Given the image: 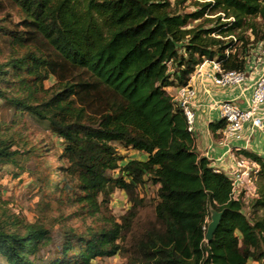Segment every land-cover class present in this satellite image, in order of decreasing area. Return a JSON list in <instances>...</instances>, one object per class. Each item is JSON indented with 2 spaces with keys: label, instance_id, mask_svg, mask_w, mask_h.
<instances>
[{
  "label": "trees",
  "instance_id": "16d2710c",
  "mask_svg": "<svg viewBox=\"0 0 264 264\" xmlns=\"http://www.w3.org/2000/svg\"><path fill=\"white\" fill-rule=\"evenodd\" d=\"M8 1L21 21L13 29L0 21V38L10 35L16 48L0 61V99L14 112L0 125L13 130L0 135V166L28 153L12 149L24 144L16 130L23 117L39 122L64 140L68 163L55 171L49 197L71 193L77 214L94 225L64 229L50 251L51 229L11 210L0 193V264H93L116 255L123 264H264V216L248 218L229 176L196 153L167 90L187 85L205 60L246 70L245 34L264 40V0H195L192 11L178 8L188 0ZM51 76L56 83L46 88ZM117 142L147 158L121 164ZM242 153L260 163L264 180V159ZM147 177L158 185L156 222L131 249L127 237L144 204L138 187ZM116 189L132 203L120 220L109 212ZM258 192L254 206L264 209V182ZM213 210L222 215L207 241Z\"/></svg>",
  "mask_w": 264,
  "mask_h": 264
},
{
  "label": "rangeland",
  "instance_id": "374dc122",
  "mask_svg": "<svg viewBox=\"0 0 264 264\" xmlns=\"http://www.w3.org/2000/svg\"><path fill=\"white\" fill-rule=\"evenodd\" d=\"M0 21L5 27L14 28L21 21L20 13L14 4L8 0H1ZM176 0H171L175 2ZM195 0H188L181 4L178 8H184L185 11L195 9ZM208 17H214L207 15ZM201 20H196L190 26L197 25ZM260 29H264V21L258 18ZM206 26L215 27V22H206ZM246 38H249L251 44L248 45L246 51L247 65H252L254 70L259 72L264 70V40L252 43L253 35L248 31ZM10 35H3L0 38V61L7 59L12 52L13 43ZM242 43L236 45V49L241 52ZM235 47L233 48L236 51ZM21 52L24 49H19ZM243 52V51H242ZM197 68V67H196ZM56 83V77L51 76L45 81V87L51 88ZM14 112L10 111L5 102L0 99V125H7ZM16 126L17 132L23 135L24 144L19 143L12 149L28 150L22 156H16L15 162H8L0 166V193L3 201L7 202V206L14 212L23 214L29 221H42L46 227L50 228L54 237L55 246L60 243V236L64 229L74 228L78 232H82L90 226H93V218L91 216L78 215L79 205L71 201L72 194L59 195L53 193L49 197V188L51 184L57 181L58 177L55 171L62 166L67 167L68 163L64 157L65 143L62 138L46 129L39 122L29 119L27 115ZM12 134L13 130H0L2 134ZM244 141V140H243ZM254 141V139H253ZM118 154L123 158L121 164L126 163L130 159L140 158L132 148L125 147L121 143H115ZM264 151V150H262ZM118 170L110 172L112 176H117ZM61 176V175H60ZM63 176V175H62ZM61 178V177H60ZM259 184L264 180L259 176ZM146 178L143 185L138 187L144 204L138 209L132 229L127 237V246L131 249L135 247L139 239L143 236L145 230L156 222L155 204L157 202V187ZM51 198V199H48ZM57 200H59L57 202ZM61 200V201H60ZM50 204H48V202ZM255 199L244 204L243 211L246 216L252 220L264 216V209L254 206ZM132 203L129 201L127 193L121 189H116L111 195L109 202V212L117 219L124 215ZM126 258L122 255L112 257H98L93 264H123Z\"/></svg>",
  "mask_w": 264,
  "mask_h": 264
},
{
  "label": "built area",
  "instance_id": "2783aa9c",
  "mask_svg": "<svg viewBox=\"0 0 264 264\" xmlns=\"http://www.w3.org/2000/svg\"><path fill=\"white\" fill-rule=\"evenodd\" d=\"M210 60H205L197 66L195 71H201L202 66ZM216 69L214 82L218 86L226 87L241 84L246 78V70H223L219 62L211 61ZM248 67V65H247ZM172 102L175 108L180 109L185 118L187 130L193 135L196 125V110L193 100L196 91L189 83L187 85L174 87L170 91ZM264 104V70L259 73L255 83L252 96L246 107H241L240 103L235 100L214 101L212 108L219 111L221 119L225 120V125L219 129L222 144L228 145L231 141H246L245 147L230 145L228 152L234 155V166L226 170V174L233 183V197L240 199L244 204L249 203L252 199L259 196L258 180L260 176V163L246 156L242 151L247 148L251 142V137L257 130L262 129V119L257 116L261 105ZM250 124L249 136L245 137L243 130L245 124ZM209 162L214 161L212 156L208 157ZM214 168V167H213ZM220 171L218 168H214ZM222 172V171H221ZM244 208V206H243ZM244 212V211H243Z\"/></svg>",
  "mask_w": 264,
  "mask_h": 264
},
{
  "label": "crops",
  "instance_id": "0c3cea01",
  "mask_svg": "<svg viewBox=\"0 0 264 264\" xmlns=\"http://www.w3.org/2000/svg\"><path fill=\"white\" fill-rule=\"evenodd\" d=\"M259 73L258 69L254 70L252 65H248L246 78L243 83L222 87L215 84L214 76L216 69L214 64L208 61L202 66L201 71H195L191 76L189 84L196 91L193 100L197 116L195 132L193 134L195 151L199 156L207 159L209 156L215 158L214 161L210 162V165L220 169L225 174L228 168L234 166V155L228 152L229 146L239 144L245 147L246 141H230L228 145L220 142V128H214L213 126L221 120V116L219 111L212 108V103L214 101L235 99L240 103L241 107H246L252 96L254 83ZM173 88L170 87L167 90L170 92ZM257 116L262 119V129L255 132L251 137L249 146L244 148V150L261 156L264 159V151H262L264 150V104L260 106ZM249 129L250 124L246 123L243 130L245 137L249 136ZM133 151L140 156L138 159L145 160L147 158L146 154L136 150ZM252 264H258V262L253 261Z\"/></svg>",
  "mask_w": 264,
  "mask_h": 264
},
{
  "label": "water",
  "instance_id": "95a60500",
  "mask_svg": "<svg viewBox=\"0 0 264 264\" xmlns=\"http://www.w3.org/2000/svg\"><path fill=\"white\" fill-rule=\"evenodd\" d=\"M221 215H222V212H218L215 210L212 211L211 220L207 225L206 234H205L207 241L211 240L214 231L218 227Z\"/></svg>",
  "mask_w": 264,
  "mask_h": 264
}]
</instances>
